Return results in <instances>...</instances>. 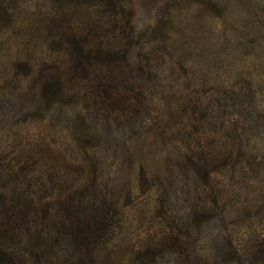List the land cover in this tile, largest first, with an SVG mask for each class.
<instances>
[{"label":"rangeland","instance_id":"1","mask_svg":"<svg viewBox=\"0 0 264 264\" xmlns=\"http://www.w3.org/2000/svg\"><path fill=\"white\" fill-rule=\"evenodd\" d=\"M0 264H264V0H0Z\"/></svg>","mask_w":264,"mask_h":264}]
</instances>
